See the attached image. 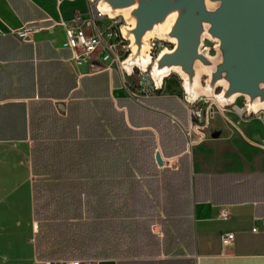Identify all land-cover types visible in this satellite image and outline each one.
<instances>
[{"label":"crops","instance_id":"0c3cea01","mask_svg":"<svg viewBox=\"0 0 264 264\" xmlns=\"http://www.w3.org/2000/svg\"><path fill=\"white\" fill-rule=\"evenodd\" d=\"M89 5L0 0V264H264V156L206 170L181 85L75 66Z\"/></svg>","mask_w":264,"mask_h":264},{"label":"water","instance_id":"95a60500","mask_svg":"<svg viewBox=\"0 0 264 264\" xmlns=\"http://www.w3.org/2000/svg\"><path fill=\"white\" fill-rule=\"evenodd\" d=\"M122 16L128 76L149 70L158 90L177 74L187 103L214 98L221 108L245 101L246 117L264 111V0H92ZM174 44L156 58L153 40ZM214 44L213 51L204 47ZM157 163L162 165L160 155Z\"/></svg>","mask_w":264,"mask_h":264},{"label":"built area","instance_id":"2783aa9c","mask_svg":"<svg viewBox=\"0 0 264 264\" xmlns=\"http://www.w3.org/2000/svg\"><path fill=\"white\" fill-rule=\"evenodd\" d=\"M89 18L86 26L67 27L66 28V42L64 47L71 49L74 53V65L81 67L84 63L97 59L107 65L94 66L92 69L96 71L111 70L114 66L123 70L122 63L129 55L128 50H124L129 46V41L123 36L122 27L129 26V23L122 17H113L103 14L97 7L96 2L89 0ZM81 21L80 15L74 18V23ZM104 21L108 24L105 30H102L98 23ZM35 28L27 27L16 32V35L21 40L30 38L31 32ZM36 30V29H35ZM213 44V43H212ZM174 44L169 41L154 39L151 50V56L156 58L164 49H173ZM204 47L205 44H204ZM214 44L210 47L213 51ZM125 72V71H124ZM130 77L137 80V91L135 95H153L160 90L157 89L153 79L151 78L149 70L139 73L138 71ZM184 103L189 109L190 113V132L196 135L195 140H190V148H194L205 140L206 132L210 129L215 110H223L214 98L201 97L194 104L187 103L184 98ZM241 113H245V106L237 108ZM264 111H260L259 114ZM220 217L224 220L229 219L230 211L224 207L220 211ZM264 225V219L262 220ZM253 232H257V228L253 227ZM235 235L232 232H225L221 235V241L224 247L233 243ZM51 264H92L90 261H60Z\"/></svg>","mask_w":264,"mask_h":264},{"label":"rangeland","instance_id":"374dc122","mask_svg":"<svg viewBox=\"0 0 264 264\" xmlns=\"http://www.w3.org/2000/svg\"><path fill=\"white\" fill-rule=\"evenodd\" d=\"M98 26L105 30L108 24L101 21ZM212 45V42L205 41L206 47ZM166 80L181 85L177 74H172ZM244 104V99L239 98L232 106L215 110L205 140L195 146L200 152L201 164L206 170L235 167L239 158H245L250 154L256 158L264 156V138H259L254 132L257 125L264 129V112L247 118L246 112L239 113L237 110L244 107Z\"/></svg>","mask_w":264,"mask_h":264},{"label":"bare ground","instance_id":"6f19581e","mask_svg":"<svg viewBox=\"0 0 264 264\" xmlns=\"http://www.w3.org/2000/svg\"><path fill=\"white\" fill-rule=\"evenodd\" d=\"M238 112H239V113H241V111H240V110H238Z\"/></svg>","mask_w":264,"mask_h":264}]
</instances>
